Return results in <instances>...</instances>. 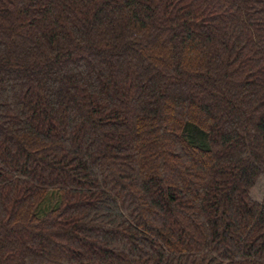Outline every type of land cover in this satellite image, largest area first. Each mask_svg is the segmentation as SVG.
Returning a JSON list of instances; mask_svg holds the SVG:
<instances>
[{
    "label": "trees",
    "instance_id": "obj_1",
    "mask_svg": "<svg viewBox=\"0 0 264 264\" xmlns=\"http://www.w3.org/2000/svg\"><path fill=\"white\" fill-rule=\"evenodd\" d=\"M0 264H264V0H0Z\"/></svg>",
    "mask_w": 264,
    "mask_h": 264
},
{
    "label": "rangeland",
    "instance_id": "obj_2",
    "mask_svg": "<svg viewBox=\"0 0 264 264\" xmlns=\"http://www.w3.org/2000/svg\"><path fill=\"white\" fill-rule=\"evenodd\" d=\"M259 181H260V180H259ZM260 183H261V182H258L257 187H256L257 189L259 188ZM257 189H255L254 191H257Z\"/></svg>",
    "mask_w": 264,
    "mask_h": 264
}]
</instances>
